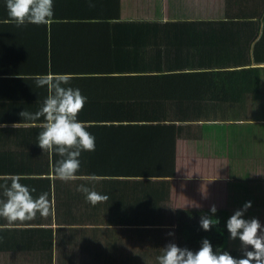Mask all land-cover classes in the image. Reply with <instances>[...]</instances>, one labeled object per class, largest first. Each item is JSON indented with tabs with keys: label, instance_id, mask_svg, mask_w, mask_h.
Instances as JSON below:
<instances>
[{
	"label": "crops",
	"instance_id": "1",
	"mask_svg": "<svg viewBox=\"0 0 264 264\" xmlns=\"http://www.w3.org/2000/svg\"><path fill=\"white\" fill-rule=\"evenodd\" d=\"M225 3L122 0L124 20L66 26L67 38H61L66 58L77 55L104 65L110 60L121 67L92 75L164 74L170 85L165 92L170 94L173 88L176 93L203 95L204 100H195L190 107L209 111L207 115L216 120H123L120 124L127 133L115 134L99 127V132L91 133L96 148L81 152L74 179L55 181L52 175L48 182L40 174L22 181L35 187L33 196L48 194L49 212L4 225L9 231L0 229V245L5 247L0 248V264H22L8 254L23 250L32 252L27 261L21 260L24 264H156L155 257L167 242L179 245L180 221L205 215L213 204L217 207L213 215L225 225L235 209L251 201L244 215L264 223V64L258 70L243 69L247 65H242V46L236 37L247 34L256 22L226 19ZM9 27L0 22V32L6 36L0 40V83L10 76L3 70L10 58L27 61L44 55L33 43L25 44V38L14 45ZM74 33L80 35L81 47L73 46ZM46 46L50 54L53 47ZM51 59L61 60L54 53ZM141 63L148 68L139 69ZM3 80L0 104L9 93ZM105 91L114 95L125 92V87ZM17 92L38 94L36 89ZM103 101H91V108L113 106ZM150 108L156 109L155 103ZM131 124L144 129L132 133ZM20 153H43L36 134L0 132V155ZM79 184L108 199L90 204L77 191ZM232 243L228 239L229 247Z\"/></svg>",
	"mask_w": 264,
	"mask_h": 264
},
{
	"label": "trees",
	"instance_id": "2",
	"mask_svg": "<svg viewBox=\"0 0 264 264\" xmlns=\"http://www.w3.org/2000/svg\"><path fill=\"white\" fill-rule=\"evenodd\" d=\"M121 5L122 0H93L91 6L88 0H53L54 15L48 23H28L18 27L8 22L4 2L0 0V22H5L11 26L8 28V31L11 33L13 44L21 45L19 43L20 39L25 38V44L33 43V46H38L44 52L41 58H29L27 61L10 58L7 64L8 67L3 69L10 76L5 77V79L3 78L4 80L2 79L4 88H7L9 93L3 95L5 99L3 100L4 104H0V124H5L4 127H0V132L37 134L40 131L38 126L40 121L26 122L22 120V117L18 113L22 109L29 111L37 110L47 92L44 88H36L33 77L50 72H67L72 74L73 78L69 83L73 87H78L81 93L87 97L88 103L78 113V119L86 123L87 130L90 133H95V131L99 132V127L104 128L107 134L127 133L124 126L120 124L123 120L138 122H144V120H148V122L177 120L182 122H196L216 118L215 116L210 118L207 115L209 111H202L190 107L195 100H204L202 99L203 95L176 93L173 88L171 89L172 93L165 92L170 85L166 82L167 79L164 74H158V76L133 74L125 77H116L115 75L95 76L92 74L105 70V72H109L121 67L115 66L110 60H105L106 64L104 65V62H96V60L87 62L77 55H74L76 58L72 59L65 57L67 51L63 47L61 38H67L66 33H68L70 28L66 29V26L78 25L83 21L124 20L126 18L122 17ZM225 8L226 19L237 20L239 22H256V27L253 26L252 29L246 32L247 34L244 35L242 33L241 36H237L236 38L242 46V65H247L243 69L258 70L260 64H264V0H226ZM5 37V34L0 32V40H5ZM79 37V34L74 33V38L71 41L73 46L81 47L83 45L79 43ZM46 45L53 47L50 54L45 52L47 50ZM53 53L61 60L51 59ZM2 65L3 62L0 61V70H2ZM147 68L148 66L144 63L139 65V69ZM1 83L0 89L4 90L1 88ZM123 86L125 87V92L123 93L113 92V95L110 93L107 94L105 91L107 87H112L114 90ZM31 88L36 89L38 94L34 95V93L29 92L19 94L17 92V90L34 91ZM92 88L98 90H92ZM106 96L108 97L107 99L104 98ZM99 100H104L103 102L110 103L113 106L111 108L104 106L101 108H91L90 102H99ZM148 100L151 104H148ZM174 100H178V102ZM132 102L137 103L136 108H133L134 106L132 107ZM154 103L156 109L150 108ZM178 106L184 107L179 108ZM14 123L16 126H13ZM102 123L104 125H101ZM107 124L109 125L107 126ZM130 128L132 133H140L139 130L144 129L143 125L136 124H131ZM149 128L151 127H146V129ZM20 154L14 155V157H11V155L4 157L0 155V174L19 173L25 177L24 179H28L27 176L29 175L42 176L40 174H43L40 177L42 180L52 181L51 176L54 175L53 166L57 159L54 153L44 150L40 156ZM81 160L82 158L80 157V165ZM54 180L59 181L61 179L56 177ZM78 180L82 181L80 179ZM196 213L201 214L199 212ZM202 214L213 215L210 212H203ZM214 216L218 219V222L210 226L207 231L203 230L199 224L201 216L195 215L192 219L188 217V219L180 221L178 228L181 230L182 238L179 241V246H185L195 250L199 247L201 238L207 237L214 248L220 246L222 249L230 251L234 256H240L244 250L228 249V232L224 222L220 220L219 216ZM6 224L8 223L0 218V229L4 228L6 229L5 231H9L10 228L4 226ZM14 229L19 230L18 228ZM0 248L4 249L5 247L0 245ZM31 253L28 250H23L8 254V256L9 259L19 260L24 264L21 260L24 259L27 261L31 257Z\"/></svg>",
	"mask_w": 264,
	"mask_h": 264
},
{
	"label": "clouds",
	"instance_id": "3",
	"mask_svg": "<svg viewBox=\"0 0 264 264\" xmlns=\"http://www.w3.org/2000/svg\"><path fill=\"white\" fill-rule=\"evenodd\" d=\"M3 2L8 22L18 27L28 23L46 24L54 15L53 0ZM92 2L88 0L90 6ZM72 78V74L67 72L34 76L36 88L46 89L47 94L36 111L22 109L18 113L26 122L40 121L36 143L43 151L56 155L53 172L61 180L74 179L81 166V152L94 151L96 148L95 136L87 130L86 123L78 119L87 97L78 87L69 83ZM4 126L0 124V127ZM13 126H16L15 123ZM24 178L19 173L0 174V218L9 224L31 220L37 214L45 216L49 212L48 194L42 192L33 196L36 189L22 183ZM77 191L82 192L85 200L93 205L108 199L106 194L86 184L77 185ZM250 206L251 201H245L225 222L229 238H238L245 246L240 256H234L220 246L214 248L211 241L203 237L195 250L179 246L174 241L167 242L155 257L156 264H264V223L257 217L244 215ZM209 212H217L215 204L210 206ZM217 222L214 215H203L199 220L205 231ZM168 234L173 235L172 232Z\"/></svg>",
	"mask_w": 264,
	"mask_h": 264
},
{
	"label": "rangeland",
	"instance_id": "4",
	"mask_svg": "<svg viewBox=\"0 0 264 264\" xmlns=\"http://www.w3.org/2000/svg\"><path fill=\"white\" fill-rule=\"evenodd\" d=\"M227 236H228V234H227ZM227 238L229 239V243H230V242H233V243L231 244V247L228 246L230 250H234L233 247H240V246H243V244L237 242L236 239H230L229 236H228ZM238 250H244V249H238Z\"/></svg>",
	"mask_w": 264,
	"mask_h": 264
}]
</instances>
